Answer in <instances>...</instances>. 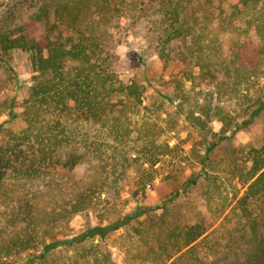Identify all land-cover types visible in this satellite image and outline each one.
I'll list each match as a JSON object with an SVG mask.
<instances>
[{
  "label": "rangeland",
  "instance_id": "374dc122",
  "mask_svg": "<svg viewBox=\"0 0 264 264\" xmlns=\"http://www.w3.org/2000/svg\"><path fill=\"white\" fill-rule=\"evenodd\" d=\"M160 1L106 0L102 10L84 12L76 27H53L55 20L49 14L47 20L31 28V35L51 33L52 38H73L75 42L83 39L99 75L112 76L114 89L133 85L137 86L140 94L139 98L132 94L130 97L112 95L111 101H118L117 107L101 121L97 118L92 124L83 120V116L59 118L49 107L48 114L44 116L45 123L50 128L55 127L56 131L64 126L67 131L71 129L77 134L78 142L52 149L51 155L44 159L45 173L33 175L28 171L32 162L38 164L44 157L35 144L25 143L22 152L17 154L9 150L12 139L28 126L24 118L28 89L38 83L39 73L32 67L30 53L20 49L10 52V68L0 64V86L4 88L1 101H5V106L0 109V147L3 149L0 157L5 171L0 192V224H6L4 216L9 213L8 207L19 205L21 199L22 203L24 200L33 203V197H37L34 209L38 206L49 208L52 199L61 197L74 181L87 178L97 161L91 157L89 144L93 142L100 145L99 150H107L118 161H124L123 152L128 151L125 165L133 162V168H127L119 178L123 186L118 196L104 193L96 208L73 215L61 233L71 235L90 225L106 224L127 214L134 215L139 208H152L111 233L107 240L117 264H160L165 257L160 246L167 241V232L198 222L203 212L213 217L226 210L199 242V253L211 264L213 261L215 264H245L248 255L243 250L244 240L239 241L241 249L230 251L226 247L227 225H232L236 219L229 218L225 227L220 224L244 195L245 188L236 171L238 168L247 170L251 165L249 151L264 143V112L247 127L231 133L228 140L208 154L206 139L211 141L213 133L221 130L223 124L217 117L220 111L234 117L239 125L249 117L252 109L247 107L264 98V77H253L248 85L243 86L244 90L238 87L230 91L234 81L237 82L235 75L227 78L229 80L223 83L221 90L213 85H204L197 76L196 57L184 60L178 56L185 47L181 42L169 48L175 60L169 67H164L157 48V37L162 27ZM234 2L215 0V6L222 13L221 19L200 25L202 38L191 40L189 45L196 53L202 47L206 55L216 59L221 55L225 58L231 55L235 62L232 66L240 68L241 73L245 70L253 72L256 65L264 69V61L259 63L251 19L231 17ZM41 5L42 0H0V27L5 23L11 27L21 24L22 19H29ZM9 69L15 70V79ZM12 100L11 110L19 114L14 119L9 108ZM191 111L196 115L201 113L203 118L206 115L212 118L207 125L210 132L206 139L204 132L193 128L187 121ZM113 122H116L118 130L109 136L108 130ZM83 134L84 137L89 136V142L82 141ZM152 144L168 146L167 154L161 156L153 167L144 163V156L139 157L135 151L148 150ZM72 154L81 161L73 173L68 174L63 166ZM84 154L87 156L83 157ZM101 177L105 179V176ZM107 178L112 181L115 175L109 174ZM59 183L64 187L60 191L59 188L54 189ZM173 240L168 242L170 251L173 248L169 244L174 245ZM36 264H82V257L70 249L52 254Z\"/></svg>",
  "mask_w": 264,
  "mask_h": 264
},
{
  "label": "trees",
  "instance_id": "16d2710c",
  "mask_svg": "<svg viewBox=\"0 0 264 264\" xmlns=\"http://www.w3.org/2000/svg\"><path fill=\"white\" fill-rule=\"evenodd\" d=\"M214 2L215 0H161L159 4L162 27L157 37L158 55L164 67H169L175 60L169 48L176 42L184 43L185 47L178 56H182L184 60L196 57V65L199 68L197 76L204 85H213L221 90L223 83L229 80L227 78L235 75L237 82L234 81L230 91L238 87L244 90L243 86L248 85L253 77L257 79L264 77L262 76L263 68L256 65L253 72L245 70L241 73L240 68L236 65L232 66L235 62L231 55L226 58L221 55L216 59L214 56L206 55L202 47L196 53L189 45L191 40L202 38L200 25L213 19H221V10L215 6ZM105 4L106 0H42V5L30 14L29 19H22V23L15 24L14 27L7 23L0 27V64L10 68L8 57L10 52L20 49L30 53L32 67L39 73L38 83L28 89L29 100L24 115L28 126L20 135L12 139L9 146V150L16 154L22 152L21 148L25 143L37 146V150L44 157L38 161V164L35 161L28 167V171L33 172V175L46 172L44 159L51 155L52 149L78 142L77 134L71 129L67 131L64 126L62 130L56 131L55 127L50 128L45 123L44 116L48 114L49 107L53 108L52 112L59 118L83 116V120H88L87 122L92 124L97 118L101 121L102 117L117 107L118 101L113 103L112 95L130 97L132 94L139 98L137 86L126 85L114 89L111 83L112 76L97 73L92 62V55L83 43V39L80 38L75 42L73 38L63 40L52 38L51 33L43 36L30 33L31 28L47 20L49 14H52L55 20L53 27H76L84 12L92 9L102 10ZM232 8L231 17L251 19L250 25H253L255 29L256 48L260 55L259 63H261L264 61V0H235ZM214 11L217 13L213 14ZM9 70L15 79V70ZM3 90L4 88L0 86V109L5 106V101H1ZM129 90L132 93H129ZM134 90L136 93L133 94ZM169 100L173 102L172 99ZM13 102L12 100L9 105L10 110ZM251 104L247 107L252 109L249 117L240 125L236 123L234 117L231 118L220 111L217 117L223 126L218 133H213L211 141L206 137L210 132L207 125L212 118L208 115H206L207 119L203 118L201 113L196 115L192 111L188 114L187 121L192 127L204 132L207 144L206 154L212 152L224 140H228L231 133L247 127L255 117L264 112V98ZM10 116L14 119L19 114L11 110ZM115 124L116 122H113L108 130L109 136L113 134V131L118 130ZM84 136L83 134L82 141L89 142V136ZM70 138L72 140L75 138V141ZM93 144L91 142L89 146L92 149L91 157L97 160L93 165L94 170L83 181H74L69 185L71 188L61 197H54L51 207L38 206V209H34L37 197H33V203L27 199L22 203L21 199L20 206L16 204L8 207L9 213H5L4 216L5 219L7 218L6 224H0V264H36L52 254L70 249L80 253L82 264H117L107 237L129 224L134 217L152 208H139L134 215L127 214L106 224L90 225L71 235L61 233L66 221L73 215L96 208L104 193L111 192L114 193L112 196H118L123 186L119 178L127 168H133V162L125 165V161H128L126 159L129 155L128 151L123 152L125 160L118 161L109 155L107 150H99L100 145ZM106 148L108 149V146ZM2 150L0 147V151ZM135 151L139 157L144 156V163L153 167L160 161L161 156L167 154L168 146L152 144L148 150ZM86 154L83 157L87 156ZM248 156L251 163L248 169L238 168L236 171L239 182L245 188L244 195L238 199L231 213L225 215L220 225L225 227L229 218L236 219L232 225H227L226 247L230 251L241 249L239 241L242 239L245 245L243 250L248 255L245 264H264V143L259 148L251 149ZM80 161L77 155L72 154L63 167L68 174H71ZM2 163L3 159L0 157V192L5 176ZM109 174L115 175L114 180L108 181ZM101 176H105V179ZM58 188L60 191L64 187L59 183L54 189ZM224 211L226 212L222 210L219 215L213 217L203 212L198 222L178 231L174 229L167 232V241L165 240L160 246V251L165 252V257L160 264H211L199 253V242L216 225ZM21 222L24 225H20ZM61 223L63 225L59 228ZM171 239H174V245L169 244L173 248L170 251L168 242ZM212 264L215 262L213 261Z\"/></svg>",
  "mask_w": 264,
  "mask_h": 264
}]
</instances>
